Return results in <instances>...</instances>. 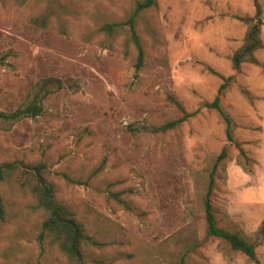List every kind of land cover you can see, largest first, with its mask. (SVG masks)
<instances>
[{
    "label": "rangeland",
    "instance_id": "rangeland-1",
    "mask_svg": "<svg viewBox=\"0 0 264 264\" xmlns=\"http://www.w3.org/2000/svg\"><path fill=\"white\" fill-rule=\"evenodd\" d=\"M138 1L0 0V111L28 105L43 79L66 84L42 94L43 117L0 120V163L47 165L58 201L101 243L84 247L86 264H176L194 248L189 264H256L207 236L205 195L226 151L213 194L217 220L256 244L264 264V49L261 66H232L247 32L238 18L254 17L257 1L264 20V0H158L138 28L141 71L135 48L125 53V36L106 49L99 33ZM51 6L48 28L31 23ZM212 71L233 78L222 107L250 163L219 113L205 107L224 84ZM169 97L196 115L157 133L183 117ZM0 193L8 213L0 264H71L40 240L46 217L34 199L14 185Z\"/></svg>",
    "mask_w": 264,
    "mask_h": 264
},
{
    "label": "trees",
    "instance_id": "trees-1",
    "mask_svg": "<svg viewBox=\"0 0 264 264\" xmlns=\"http://www.w3.org/2000/svg\"><path fill=\"white\" fill-rule=\"evenodd\" d=\"M17 2L24 5L27 0H17ZM55 2L56 0H53V3ZM158 6V0H140L125 20L105 23L99 30V33L103 34L106 38L104 41L106 49L110 48V44L116 41L117 38L125 36L126 55H129L130 47H134L137 51V71L143 69L146 58L144 43L138 30L140 21L147 12L157 9ZM256 10L257 13L254 17L238 18L246 25L247 32L243 46L234 54L232 59V66L236 71H239L244 64L261 66L257 58V53L264 49V42L262 40L264 20L262 18V8L257 1ZM54 16L55 12L51 6L43 14L33 17L31 23L36 27L48 28ZM212 73L220 76L215 71H212ZM220 77L224 80V84L221 86L215 101L207 103L205 107L216 110L219 113L226 125L227 139L235 143L239 149L241 158L250 163L246 151L234 138V121L222 107V97L233 78ZM65 86V82L59 78L52 77L43 79L37 85L38 91H35L28 105L18 109L14 113L0 111V120L18 122L27 118L37 119L38 117H43L45 115V108L42 94H51L64 90L66 88ZM73 86H76L75 88L78 90L81 89L78 83ZM169 101L183 114V117L179 120L169 122L160 128H156L157 133L165 134L173 131L183 122L196 115V113H187L182 104L174 97H169ZM227 159L228 154L226 151H223L218 157L216 165L210 175L204 200L207 236L226 243L233 251L240 252L246 255L251 261L259 264L257 245L251 243L242 234L229 231L220 226L216 217L213 194L216 190L218 169L225 164ZM47 172V165L45 163L27 164L18 161L0 163V186L5 184L14 185L23 192L28 193L36 203L35 208L43 212L46 217L42 223L40 240H49L53 246L57 247L67 257L71 264H86L84 247H98L101 246V243L88 233L86 227L78 220L72 210L58 201L55 185L48 178ZM116 198L121 200L119 197ZM7 217V205L3 195L0 193V230L6 223ZM195 249H191L187 254L183 255L176 264H189L190 254Z\"/></svg>",
    "mask_w": 264,
    "mask_h": 264
}]
</instances>
